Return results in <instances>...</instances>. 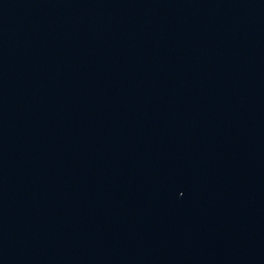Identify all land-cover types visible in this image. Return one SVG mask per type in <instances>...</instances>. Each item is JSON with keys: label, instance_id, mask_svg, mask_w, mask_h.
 <instances>
[{"label": "water", "instance_id": "water-1", "mask_svg": "<svg viewBox=\"0 0 264 264\" xmlns=\"http://www.w3.org/2000/svg\"><path fill=\"white\" fill-rule=\"evenodd\" d=\"M0 264H264V0H0Z\"/></svg>", "mask_w": 264, "mask_h": 264}]
</instances>
